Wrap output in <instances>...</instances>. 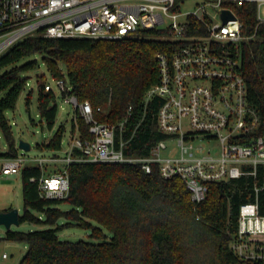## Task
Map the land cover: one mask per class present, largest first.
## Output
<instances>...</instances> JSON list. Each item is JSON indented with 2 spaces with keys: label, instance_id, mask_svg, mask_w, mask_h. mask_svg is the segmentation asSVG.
Listing matches in <instances>:
<instances>
[{
  "label": "trees",
  "instance_id": "trees-1",
  "mask_svg": "<svg viewBox=\"0 0 264 264\" xmlns=\"http://www.w3.org/2000/svg\"><path fill=\"white\" fill-rule=\"evenodd\" d=\"M236 11L246 32L255 31V5ZM159 34L145 31L142 37L117 41L30 36L2 54L0 134L8 151L0 153V158L14 159L19 155L7 114L16 110L26 90L27 74L42 64L53 80L67 82L70 90L62 94L63 98L74 96L79 102H90L100 121L116 123L132 107L129 127L141 124L126 153L147 156L149 148L165 138L157 128L164 99L154 96L146 102L148 92L161 83L157 55L171 57L178 45L160 39ZM258 37L241 48V73L247 85L248 103L260 118L256 135L264 130V27ZM46 85L39 86L38 110L41 123L53 130L59 112L58 95L53 90L46 91ZM32 96L31 91L28 109ZM77 128L82 137H89V127L83 119L73 121L72 135ZM65 133L62 125L48 142L40 145L42 151L61 152ZM43 174L33 164L25 166L21 173L23 214L19 222L47 229L29 233L6 231L8 241L27 246L19 264H264V258L242 259L232 248L238 236L240 208L257 200L260 215L264 216V165L259 166L256 178L244 176L209 184L207 197L200 204L192 201L182 179L163 178L157 165L149 174L134 165L73 164L69 168L70 194L66 199L41 196L38 182L32 179ZM256 186L260 188L258 194ZM64 205L69 209H63ZM62 220L67 222L60 224ZM76 226L91 230L95 242L59 238L60 232ZM258 245L263 247L264 255V243Z\"/></svg>",
  "mask_w": 264,
  "mask_h": 264
},
{
  "label": "built area",
  "instance_id": "built-area-1",
  "mask_svg": "<svg viewBox=\"0 0 264 264\" xmlns=\"http://www.w3.org/2000/svg\"><path fill=\"white\" fill-rule=\"evenodd\" d=\"M189 1L0 0V56L30 36L117 41L156 31L160 39L178 44L171 57L157 55L161 83L148 92L146 102L154 96L164 99L157 128L165 138L153 144L147 156L126 153L141 124L129 127L132 107L124 119L104 122L97 119L90 102L68 96L64 101L73 105L74 121H85L89 137H82L77 128L63 156L60 152L48 157L19 154L3 161L2 173L21 174L27 165L39 166L44 174L32 181L38 182L41 196L66 199L73 164L134 165L149 174L157 165L163 178L182 179L196 204L206 199L209 184L256 178L259 166L264 165V130L256 135L260 118L248 103L241 48L259 40L264 0H200L194 11L183 13L181 6ZM248 4L255 5L257 12L252 33L246 32L236 11ZM224 11L236 19L225 24ZM56 83L61 96L70 90L66 81ZM45 89L53 87L47 84ZM203 142L217 143L219 153L207 150ZM174 145L177 153L173 156ZM50 165L63 168L49 170ZM255 191L258 194L260 188L256 186ZM259 242L264 243V216L256 200L240 208L232 248L242 259H262Z\"/></svg>",
  "mask_w": 264,
  "mask_h": 264
},
{
  "label": "rangeland",
  "instance_id": "rangeland-1",
  "mask_svg": "<svg viewBox=\"0 0 264 264\" xmlns=\"http://www.w3.org/2000/svg\"><path fill=\"white\" fill-rule=\"evenodd\" d=\"M200 0H190L188 3H185L181 6V11L183 13L192 12L197 8V3H200ZM36 59L40 60L41 57H37ZM29 84L26 87V90L22 94L17 108L14 112H9L7 114L8 118L11 121L14 137L17 143V148L21 142H25L30 145L31 150L28 152H24L23 150H19V154H27L30 157H38V156H51L53 152L50 150H44L40 147L44 143L48 142L56 131L62 125L66 128V133L63 139V151L60 152V155H64L65 151L68 149L70 145V141L72 139V125L75 117V109L73 105L66 103L64 98L61 96L57 83L50 76L48 68L42 64L41 67L29 74ZM50 84L53 87V90L58 95V105L59 112L56 121V125L53 130H49L46 123H41V118L39 116L38 110V98H39V86L43 84ZM33 92L32 96V104L30 108L27 107V97L30 92ZM186 120V124H187ZM1 136V145H0V153H4L8 151V145ZM39 145V147H38ZM203 145L207 150H211L213 154L219 153V146L217 143H206L203 142ZM174 152L177 153V147L174 145ZM2 164L3 160L0 158V214L4 211L10 210H18L19 215L23 214V184L21 174H11L4 175L2 173ZM63 165H50L49 170L61 169ZM63 209H69L67 205L62 207ZM67 221L62 220L59 223L65 224ZM78 222L75 221L74 224ZM93 225L96 227H100L96 223L93 222ZM47 229L46 226H41L32 223H24L20 225H13L10 230L15 232H35ZM6 227L0 226V264H19L21 259L27 252V246L23 243H17L8 241L6 239ZM108 237L111 238V234L106 232ZM92 231L89 229H83L78 226L71 227L63 230L59 233V238L61 240H67L72 242L77 241H88L94 243L95 240L91 237ZM22 255V256H21ZM6 256V257H4Z\"/></svg>",
  "mask_w": 264,
  "mask_h": 264
},
{
  "label": "water",
  "instance_id": "water-1",
  "mask_svg": "<svg viewBox=\"0 0 264 264\" xmlns=\"http://www.w3.org/2000/svg\"><path fill=\"white\" fill-rule=\"evenodd\" d=\"M223 22L226 24L231 19H236L233 14L230 11H224L222 14ZM19 149L23 150L24 152H28L31 150V147L29 144L25 142H21L19 144ZM19 212L18 210H10V211H4L0 214V226H5L7 231L11 229L13 225H20L19 222Z\"/></svg>",
  "mask_w": 264,
  "mask_h": 264
},
{
  "label": "crops",
  "instance_id": "crops-1",
  "mask_svg": "<svg viewBox=\"0 0 264 264\" xmlns=\"http://www.w3.org/2000/svg\"><path fill=\"white\" fill-rule=\"evenodd\" d=\"M3 161L5 160V159H2ZM22 256V255H21Z\"/></svg>",
  "mask_w": 264,
  "mask_h": 264
}]
</instances>
